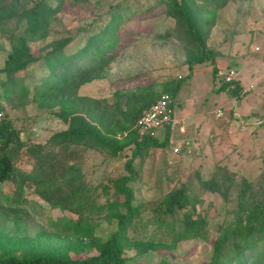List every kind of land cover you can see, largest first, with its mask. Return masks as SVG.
Instances as JSON below:
<instances>
[{"label":"trees","instance_id":"obj_1","mask_svg":"<svg viewBox=\"0 0 264 264\" xmlns=\"http://www.w3.org/2000/svg\"><path fill=\"white\" fill-rule=\"evenodd\" d=\"M10 1L0 0V36L9 43L0 68V113L5 102L16 100L23 104L27 101L30 89L24 83V74L43 61L44 68L40 67L44 73L39 78L40 84L33 89L32 99L41 109L59 107L53 116L65 125V129L52 134L46 142H33L22 139L21 128H14L5 116L0 122V185L16 183L20 179V188L27 184L34 186L36 194L51 209L68 212L76 220L59 227V235L67 241L60 247L12 241L0 236V264H126L130 259L150 252L172 251L182 242L208 241V219L198 208L202 202L194 200L190 184L167 192L150 209L151 216L146 220L141 218L140 208L133 204L134 190L130 184L138 179L140 171L133 166L135 160H143L151 150L168 149V130L162 139H154L150 136L141 138L134 128L142 113L158 97L144 93L139 97L140 102L127 112L118 110L116 104L113 115L106 112L105 101L86 100L85 107L75 109L73 100L68 99V94L82 77L101 75L114 58L109 53L118 44L121 14H107L108 22L96 32L91 30L85 45L71 56H65L62 51L71 42L70 37L46 43L35 56L32 45L45 42L52 34V26L64 0H35L30 6ZM226 3L227 0H159L156 4V7L165 6L166 15L172 20L163 33L156 34V39L168 40L175 35L184 51L188 76L197 65L214 66L221 57L218 50L207 47L206 38L212 26L210 19ZM213 71L216 74V70ZM91 79H83L81 83ZM182 81L180 78L166 85L172 100ZM139 88L142 87L136 89ZM216 91L224 92L229 98L242 96L240 85L234 80H221ZM114 95L119 99L121 90L117 89ZM91 103L95 104L94 108L90 107ZM125 148L131 150L124 165L126 174L115 179L111 186H105L103 182L93 186L86 180L80 170L86 154L94 152L116 157ZM21 158L30 163L27 173L18 170L17 163ZM197 181L203 191L226 199L234 175L225 172L209 180L198 178ZM248 191L245 190L238 202L233 231L227 232L224 224L218 226V233L211 242V255L201 264H264V191L261 195L247 196ZM119 195L123 196V202L110 201V197ZM103 198L107 199L105 205L100 204ZM245 199L247 203L243 207L240 201ZM106 209L110 218L116 221V230L102 241L95 237L94 228L86 221ZM86 249H93L96 254L78 258ZM128 250H135V255L127 257Z\"/></svg>","mask_w":264,"mask_h":264},{"label":"rangeland","instance_id":"obj_2","mask_svg":"<svg viewBox=\"0 0 264 264\" xmlns=\"http://www.w3.org/2000/svg\"><path fill=\"white\" fill-rule=\"evenodd\" d=\"M16 1L30 6L35 0ZM158 1L64 0L52 26V34L45 42L32 45V52L38 56L41 47L46 43L70 37L71 42L62 51L65 56H71L85 45L91 30L98 31L99 27L108 22L107 14L114 12L122 16L117 31L118 44L109 53L114 58L101 75L92 74L93 76L82 77L80 81H76L68 94L75 109L85 107L86 100L91 99L105 101L106 104L103 105L107 106L106 112L112 115L116 111V104L118 110L127 112L136 102H140V95L145 93L158 98L163 94L170 95L171 91H166V85L180 78L183 80L182 93L172 100L174 117H181L187 110V115L191 118L183 123L198 126L196 132L189 131V135H193L190 139L197 143V147L191 146L192 153L183 150L175 157L165 148L151 150L143 160H135L133 166L140 171L138 179L130 185L134 190L133 204L140 208L141 218L146 220L151 216L150 209L167 192L182 184H190L194 200L202 202L198 204V208L204 211L208 219V241L182 242L172 251L150 252L142 257L136 256L126 264H201L211 255V242L218 233V226L224 224L227 232L233 231L237 221L238 202L245 190L249 189L247 196L263 194L264 131L244 130L243 124L239 123L245 122L244 112L256 100L255 93L247 94L245 98L237 101L233 100L231 106L226 105L228 99L224 92H216L218 88L215 89L223 79L217 76V84L213 87L211 77L191 78L192 75L188 76L185 65L184 51L178 45L175 35L168 40L156 39V34L163 33L164 28L172 24V20L166 15L165 6L156 7ZM150 6L155 7L146 11L145 8ZM210 20L212 26L206 45L222 54L216 61H223L226 70L231 68L237 72L243 68L242 72H246L257 69L264 73V0H227L225 6L216 11ZM9 26L13 27L11 24ZM0 46L1 68L9 50L5 37L0 36ZM256 47L259 48L258 51L254 50ZM41 63L39 66L33 65L24 74V83L30 89L27 101L23 104L16 100L5 102L2 111L4 117L12 121L14 128H21L22 139L33 142H46L52 134L65 128L53 116V112L59 110V107L41 109L33 102V89L40 84L39 78L44 73ZM209 66L211 65H197L194 70L203 73L207 69H201ZM86 78L92 79L81 83ZM139 86L142 88L136 89ZM117 89L122 93L119 99L114 95ZM90 107L94 108L95 104L91 103ZM217 107H223L225 118L214 117ZM235 110L242 117L239 120L233 116ZM194 116L199 119L196 120ZM226 118L234 121V126L228 125ZM216 125L220 130L219 135L213 134ZM117 137L121 138L119 135ZM173 137L177 141L183 140L179 128L173 133ZM130 152V148H125L116 157L90 152L83 157L80 170L93 186L101 182L105 186H111L115 179L126 174L124 165ZM17 164L19 172L30 171L31 166L27 159L21 158ZM225 172L234 175L233 184L226 192V199L201 189L198 178L209 180ZM20 183L21 180L17 179L16 183L0 185V236L12 241L36 242L52 247L64 246L67 241L59 235V227L76 220V217L68 212L51 209L36 194L34 186L27 184L20 188ZM110 190L113 192V188ZM109 199L123 202L122 195ZM106 202L107 199H100L101 205ZM240 202L245 207L247 199ZM110 216L106 209L100 214L91 215L86 221V224L94 228L95 237L102 241L108 239L116 230V221ZM95 254L93 249H86L78 258ZM126 255L133 257L135 250L126 251Z\"/></svg>","mask_w":264,"mask_h":264},{"label":"crops","instance_id":"obj_3","mask_svg":"<svg viewBox=\"0 0 264 264\" xmlns=\"http://www.w3.org/2000/svg\"><path fill=\"white\" fill-rule=\"evenodd\" d=\"M215 63L216 64L214 66L211 65L208 68L201 69V70L207 69L206 72L201 73L199 71L194 70L191 78L194 79V77H195L196 79H198L200 77H211V82L213 83V87H214V85L217 84V76H219L221 79H223V77L225 76V74L229 70H233L231 68L226 70L225 66H223V64H224L223 61H220V62L216 61ZM242 69L237 70L236 77L234 80V81L238 82L240 85L241 95H242L241 98H245V96L247 94L255 93L254 97L256 100H253L252 104H250V107L246 108V110L244 112L245 118L243 117L245 122L241 121L239 123L243 124L242 128L244 130H255L257 132H262V131H264V73L260 72V71L258 72L257 69H254V70L250 69L249 71L242 72ZM213 70H216V74H214ZM219 86H220V84H218L215 89L219 88ZM180 93H182V86H181L180 91L178 92L177 96L180 95ZM225 96H226V94H225ZM226 98L228 99V101L226 103V105H228V106H231V102L233 100L237 101V100L241 99V98H229L227 96H226ZM218 108H220V107H217L216 110ZM221 108L223 109V107H221ZM214 112H215V110H214ZM224 114H225V110H224ZM233 116H234V118H236L238 120H239V117L242 118L240 113L236 110H235ZM194 117H196V120L199 119V117H197V116H194ZM189 118H191V116L187 115V110L185 112H183V115L181 117L175 116V119L179 122V124H181L180 127L182 128V130L180 131V135H182V137L184 135H186L183 137V140H178V141L176 140V141H177L178 145L181 146V152L183 150H188L187 152L192 153V150L190 149V147L191 146L193 147L195 145L197 147V143H195L194 141H192L190 139L193 135H189V133L190 132H192V133L196 132L198 129L197 128L198 126L193 127V125H187L186 123L185 124L183 123V122H186V120H188ZM58 121L60 123H62L60 120H58ZM225 122H227V124L230 126H232V125L234 126V124H233L234 121H231V119L226 118ZM213 134L214 135L220 134V130H219L218 125L215 126Z\"/></svg>","mask_w":264,"mask_h":264},{"label":"built area","instance_id":"obj_4","mask_svg":"<svg viewBox=\"0 0 264 264\" xmlns=\"http://www.w3.org/2000/svg\"><path fill=\"white\" fill-rule=\"evenodd\" d=\"M180 2V1H179ZM258 51L259 48L254 49ZM236 72L229 70L223 77V82H230L235 80ZM224 111L218 108L214 112L215 118H222ZM4 114L0 113V122L4 120ZM138 135L142 138L150 136L154 139L163 138L165 132L168 130V151L175 157L181 154V146L173 137V133L179 128V122L174 117L172 98L168 94L161 95L154 104L146 109L134 127ZM161 133V136H159Z\"/></svg>","mask_w":264,"mask_h":264}]
</instances>
